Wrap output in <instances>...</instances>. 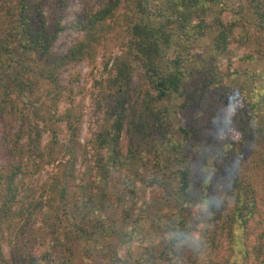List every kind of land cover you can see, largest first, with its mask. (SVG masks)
<instances>
[{
	"label": "trees",
	"instance_id": "1",
	"mask_svg": "<svg viewBox=\"0 0 264 264\" xmlns=\"http://www.w3.org/2000/svg\"><path fill=\"white\" fill-rule=\"evenodd\" d=\"M69 7L0 0V264H264V0H104L56 55ZM98 55L90 165L62 75Z\"/></svg>",
	"mask_w": 264,
	"mask_h": 264
},
{
	"label": "rangeland",
	"instance_id": "2",
	"mask_svg": "<svg viewBox=\"0 0 264 264\" xmlns=\"http://www.w3.org/2000/svg\"><path fill=\"white\" fill-rule=\"evenodd\" d=\"M104 0H70V7L66 16V19L63 23V26L65 28V31L61 33L59 39L57 40L55 47H54V53L56 55L65 54L74 44L76 41L82 36V34L74 30L72 28L76 16L79 13H82L84 11H90L93 9L98 8L103 4ZM110 57H122V54L120 51L113 50L110 53H108ZM103 58L102 55H98V58L93 64V66L88 65V63L84 62L82 64L74 65L69 68H67L63 75H62V83L64 86H68L69 82L72 80V74H74L77 78L75 80H78V83L74 87V97L72 99L75 101L76 105L81 109L82 114V124L80 126L79 130V143L82 147L86 148L89 152V158H90V165H94L93 159L91 157L92 150L90 149V140L93 138L94 132L97 130V124L98 121L101 122L102 120V114L97 112L96 104H95V95L99 92L98 89L95 88V83L100 82L101 80L105 79L107 77V73L103 68ZM224 64L226 62L222 61ZM251 70H259L261 68V64L257 63L255 65H248ZM79 78V79H78ZM237 82H240L242 80L241 78L237 79ZM236 83L233 82L232 84ZM238 84V83H237ZM134 85H138V81H134ZM67 94V93H66ZM66 105L63 106V108ZM224 136V135H223ZM225 138V136H224ZM48 142V138L46 137L44 139V144ZM122 143L124 147H127L126 142V135L124 134L122 137ZM93 156V155H92ZM243 162L244 158L241 157ZM236 164V162H234ZM80 169L84 170L85 167H79ZM241 174H245L246 177H253L254 182H259V174L261 175L260 169H254V167H249L246 169V165H241ZM56 171V167L54 165L45 166L38 174L33 176L32 179H28L27 182L33 188H36L38 185H42L44 183L43 181L48 180L51 176L54 175ZM140 197L148 199L152 202L162 203V205L165 207V202L161 199V197L154 191V190H142L140 192ZM195 213V211H192ZM183 217H186L190 222L193 220L192 214L188 213H182ZM5 253L7 255H10L9 249L5 247ZM229 255H224L222 253V256H224L223 264L229 259Z\"/></svg>",
	"mask_w": 264,
	"mask_h": 264
}]
</instances>
